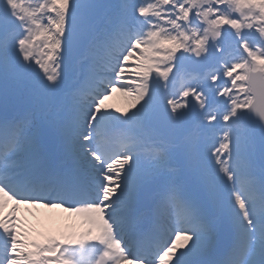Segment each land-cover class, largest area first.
Returning <instances> with one entry per match:
<instances>
[{
  "label": "snow or ice",
  "instance_id": "snow-or-ice-1",
  "mask_svg": "<svg viewBox=\"0 0 264 264\" xmlns=\"http://www.w3.org/2000/svg\"><path fill=\"white\" fill-rule=\"evenodd\" d=\"M0 264H264V0H0Z\"/></svg>",
  "mask_w": 264,
  "mask_h": 264
},
{
  "label": "bare ground",
  "instance_id": "bare-ground-1",
  "mask_svg": "<svg viewBox=\"0 0 264 264\" xmlns=\"http://www.w3.org/2000/svg\"><path fill=\"white\" fill-rule=\"evenodd\" d=\"M134 62L135 61H133V63ZM126 72H128V71H126ZM131 77H132V79H136V73L133 74ZM123 98H124V94L121 93L120 91H117V92L111 93L109 96V99L106 100L105 102H106V105H110L111 103L119 104L122 102ZM120 106H121V109H123V106L122 105H120ZM47 209L48 208L41 209V211H37L38 215L36 216V219H31V217H28L27 219H25L26 222H29L30 219H31V221L36 220L34 222V225L37 224L36 232L34 234L36 236V239H39L41 237V235H42V239H44L47 235H49L51 233V231H56V230H60V229H64V228H65V230L71 229V226H69L68 224H60L58 222H55L56 224H54V222L50 219H54L57 221V219L61 218L62 214L59 212H55L54 209H51V210H47ZM44 225H45V227L42 228L41 226H44Z\"/></svg>",
  "mask_w": 264,
  "mask_h": 264
},
{
  "label": "rangeland",
  "instance_id": "rangeland-1",
  "mask_svg": "<svg viewBox=\"0 0 264 264\" xmlns=\"http://www.w3.org/2000/svg\"><path fill=\"white\" fill-rule=\"evenodd\" d=\"M107 106V105H106ZM110 108V110L111 111H113V112H115V110L117 109V108H115V106L114 107H109ZM31 236L33 235V233L31 232V234H30Z\"/></svg>",
  "mask_w": 264,
  "mask_h": 264
}]
</instances>
